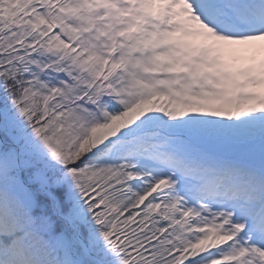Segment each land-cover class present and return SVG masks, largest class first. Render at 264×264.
<instances>
[{
	"label": "snow or ice",
	"instance_id": "6c2138e0",
	"mask_svg": "<svg viewBox=\"0 0 264 264\" xmlns=\"http://www.w3.org/2000/svg\"><path fill=\"white\" fill-rule=\"evenodd\" d=\"M0 264H264V0H0Z\"/></svg>",
	"mask_w": 264,
	"mask_h": 264
}]
</instances>
